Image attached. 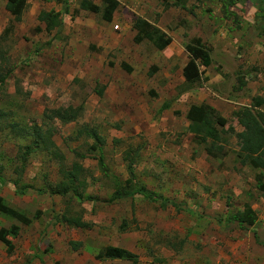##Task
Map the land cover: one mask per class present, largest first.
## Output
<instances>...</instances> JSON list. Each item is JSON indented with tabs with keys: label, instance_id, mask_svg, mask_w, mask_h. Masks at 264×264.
Here are the masks:
<instances>
[{
	"label": "rangeland",
	"instance_id": "374dc122",
	"mask_svg": "<svg viewBox=\"0 0 264 264\" xmlns=\"http://www.w3.org/2000/svg\"><path fill=\"white\" fill-rule=\"evenodd\" d=\"M117 1L105 21L81 0H26L19 19L0 0V196L30 219L0 213V228L19 229L11 253L0 241V264H248L250 237L264 246V163L248 161L264 162V147L237 133L242 107L264 96V18L248 0H234L236 10L229 0ZM41 10L58 12L60 26L48 30ZM138 17L164 31L167 44L135 42ZM193 37L211 47L212 61L189 83L182 68L200 53L185 48ZM200 103L226 119L216 126L222 151L188 128L186 112ZM68 106L79 107L70 122L44 114ZM32 140L39 148L20 172ZM74 163L82 167L81 202L48 191ZM111 177L150 193L109 201ZM246 205L255 221L242 227L232 219ZM66 208L90 224L64 223ZM109 244L138 261L95 258Z\"/></svg>",
	"mask_w": 264,
	"mask_h": 264
},
{
	"label": "trees",
	"instance_id": "16d2710c",
	"mask_svg": "<svg viewBox=\"0 0 264 264\" xmlns=\"http://www.w3.org/2000/svg\"><path fill=\"white\" fill-rule=\"evenodd\" d=\"M230 6H232L236 10V7L233 6L234 0H229ZM253 1L258 8L257 15L261 18H264V0H248ZM27 5L26 0H6L5 9L12 14L16 19H19L23 10ZM80 6L83 9L90 10L92 12L100 13L101 17L105 21H110L112 19V15L114 10L118 6L117 0H102V5H96L87 0H81ZM256 15V14H255ZM59 13L54 11H46L41 10L38 14V20L45 21L47 25V29L51 30L54 27H59ZM133 27L136 30V33L133 37L135 42H140L143 39H147L149 41H155L158 39L161 43L160 46H165L168 42V38H166L165 32L154 26L152 23L147 21L144 18L138 17L133 22ZM186 50L190 54H194L197 50H200V53L197 55L198 60L195 58H189L185 65L182 68V76L183 78L191 83L195 82L199 76V64L203 66H209L211 59V47L207 45L200 37H193L189 42L185 44ZM264 105V96H253L251 98L250 107L243 106L240 110V116L238 118V122L243 127V129L237 133V137L241 138L244 143H248L251 140L256 143L257 147H264V132H260V129L264 127V112L257 109L259 106ZM169 107V102L163 103L159 110H163ZM79 107L68 106L66 108H55L46 110L45 116L46 118H58L61 122H70L74 120L78 115ZM1 113V109H0ZM186 117L189 119L188 128L190 132L199 137V140L207 143L208 150L212 151L213 148L222 151L223 146L218 143L221 138V134L217 129V125L223 126L226 123V119L222 117L219 112L210 104L200 103V104H192L189 106ZM39 129L38 126L32 125L29 129L31 131H37ZM40 137V134H37ZM40 141L32 140V142L24 148L20 152V172H23L24 164L27 160V157L30 153L39 148ZM50 142V141H49ZM53 157L61 158V155L58 154L57 148H54L51 151ZM240 160L244 159V153L237 152ZM248 163L252 166H258L262 162V158L260 155L250 157ZM99 161L102 162V157H99ZM104 172H108L106 167H104ZM82 167L78 163L72 164L70 169H66L63 173V179L53 184L52 188L49 189L50 194H59L65 195L69 192L73 194L76 198L77 202H81L84 200V197L79 192V185L83 179L80 177V170ZM106 174V173H105ZM107 175V174H106ZM114 181V192L109 198V201H114L117 199L125 198L132 196V194L140 193L144 196H148L150 192L146 191L144 187L135 185V182L126 179L124 182L119 181L117 178L111 177ZM17 183V180L14 181ZM30 187V186H29ZM0 213L4 214L10 218L16 219L24 224H28L30 219L25 216L21 211L16 210L10 206H8L3 198L0 196ZM60 218L62 221L70 226L74 227H85L90 223L82 220L80 214H72L67 208L61 213ZM234 221L237 222L238 225L242 226L245 223L249 225L253 224L255 221L254 211L246 205L244 210L236 213L233 216ZM126 222L122 221L120 228L122 230H126ZM244 226V225H243ZM242 226V227H243ZM18 226L12 224L9 228L2 227L0 228V241L6 247V252L11 253L13 251V242L11 237H15L18 234ZM256 236V234H255ZM264 243V242H263ZM70 246L73 249H78L82 246L81 241H69ZM95 258L97 259H123L129 260L133 263L138 261V255L133 251L116 245H105L101 247L96 253Z\"/></svg>",
	"mask_w": 264,
	"mask_h": 264
},
{
	"label": "crops",
	"instance_id": "0c3cea01",
	"mask_svg": "<svg viewBox=\"0 0 264 264\" xmlns=\"http://www.w3.org/2000/svg\"><path fill=\"white\" fill-rule=\"evenodd\" d=\"M252 3V5L256 4L253 1H250ZM254 6V7H255ZM74 227V226H73ZM254 237V235H253ZM250 237V239L248 240V245L251 246V254L248 256L247 260L248 264H264V246H262L261 244H258L254 241V238ZM75 241V240H73ZM248 253V251H247ZM258 261V262H256Z\"/></svg>",
	"mask_w": 264,
	"mask_h": 264
}]
</instances>
